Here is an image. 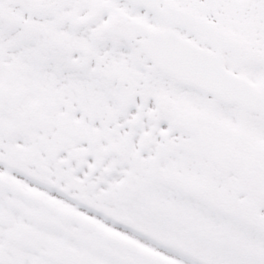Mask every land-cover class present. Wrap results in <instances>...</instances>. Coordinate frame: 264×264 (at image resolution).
Here are the masks:
<instances>
[{"label": "snow or ice", "instance_id": "6c2138e0", "mask_svg": "<svg viewBox=\"0 0 264 264\" xmlns=\"http://www.w3.org/2000/svg\"><path fill=\"white\" fill-rule=\"evenodd\" d=\"M0 264H264V0H0Z\"/></svg>", "mask_w": 264, "mask_h": 264}]
</instances>
